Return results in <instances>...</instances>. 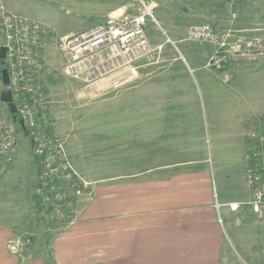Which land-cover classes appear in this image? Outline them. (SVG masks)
Wrapping results in <instances>:
<instances>
[{
  "label": "rangeland",
  "instance_id": "1",
  "mask_svg": "<svg viewBox=\"0 0 264 264\" xmlns=\"http://www.w3.org/2000/svg\"><path fill=\"white\" fill-rule=\"evenodd\" d=\"M6 1L12 11L47 29L37 48L40 68L36 74L50 124L45 131L65 144L75 170L91 182L90 191L96 181L107 177L111 158L112 163H126L128 171L137 172L159 159L157 145L162 159H168L166 154L171 158L174 150L179 154L183 144L195 150L214 145L215 139L205 129L207 121L220 119L232 127L237 116L236 64L229 61L222 72L209 68L207 60L213 48L189 40L188 29L205 22L219 31L264 26V0ZM144 4L153 8L155 16L148 26V38L157 57L143 63L136 78L117 80L115 72L92 81L61 75L63 36L106 21L109 16L139 11ZM261 30L264 34V28ZM254 64V81L264 89V60ZM260 93L264 95V90ZM0 107L17 135V152L12 160H0V212L4 216L19 213V237L29 240V248L36 229L59 221L37 203L33 137L17 130L19 122L13 124V114L5 103L0 102ZM156 115L163 124L158 140L154 135ZM253 123L252 135L258 130L264 133V113ZM247 199L220 211L226 234L223 264H264V209L254 211L245 204Z\"/></svg>",
  "mask_w": 264,
  "mask_h": 264
},
{
  "label": "crops",
  "instance_id": "2",
  "mask_svg": "<svg viewBox=\"0 0 264 264\" xmlns=\"http://www.w3.org/2000/svg\"><path fill=\"white\" fill-rule=\"evenodd\" d=\"M239 59H229L235 61L239 89L234 124L227 127L220 119L205 124L214 145L195 150L183 144L168 159L160 157L157 145L159 159L137 172L111 158L107 177L78 198L65 220L36 229L29 248V240L19 237V213L1 211L0 264H223L220 211L251 198L245 153L253 120L264 113L256 65ZM154 120L158 140L162 118ZM14 241L20 242L17 253L10 249Z\"/></svg>",
  "mask_w": 264,
  "mask_h": 264
},
{
  "label": "built area",
  "instance_id": "3",
  "mask_svg": "<svg viewBox=\"0 0 264 264\" xmlns=\"http://www.w3.org/2000/svg\"><path fill=\"white\" fill-rule=\"evenodd\" d=\"M232 17L235 18L236 14ZM151 21H155L153 8L144 4L139 11L109 16L106 21L66 34L60 40V49L65 55L61 75L92 81L108 72H115L117 80L136 78L142 64L157 57V50L148 38ZM261 28L264 26L256 29L229 27L219 31L213 24L205 22L190 27L187 36L191 41L209 44L213 50L207 66L222 71L232 56L254 62L264 60ZM47 33L43 24L12 11L6 0H0V46L6 47L5 64L2 66L0 63V91L4 88L1 69L6 67L18 122L24 121L25 133L34 139L38 201L52 219L60 222L71 214L77 199L90 191L91 182L75 170L65 144L45 131L50 124L36 74L40 68L37 48L42 45V36ZM225 78L228 80L229 76ZM262 131L251 134V143L245 153L246 182L251 192V198L245 204L256 212L264 209ZM16 152L15 128L0 107V160L10 161ZM19 247L18 241L10 245L13 253L19 252Z\"/></svg>",
  "mask_w": 264,
  "mask_h": 264
},
{
  "label": "water",
  "instance_id": "4",
  "mask_svg": "<svg viewBox=\"0 0 264 264\" xmlns=\"http://www.w3.org/2000/svg\"><path fill=\"white\" fill-rule=\"evenodd\" d=\"M5 57H6V47L0 46V63L2 66H4V64H5ZM1 75H2L4 88L0 91V99L3 103H5L7 105L11 114H13V121L16 123V122H18L17 107H16V104L14 102L12 90L9 88L10 75H9L8 69L6 67H3L1 69ZM19 123H20L23 131L27 132V128L25 126L24 121L20 120ZM32 144H34L33 140H32Z\"/></svg>",
  "mask_w": 264,
  "mask_h": 264
},
{
  "label": "trees",
  "instance_id": "5",
  "mask_svg": "<svg viewBox=\"0 0 264 264\" xmlns=\"http://www.w3.org/2000/svg\"><path fill=\"white\" fill-rule=\"evenodd\" d=\"M15 125H17V123L15 124ZM17 130L20 132H22V128L20 127V125H17Z\"/></svg>",
  "mask_w": 264,
  "mask_h": 264
}]
</instances>
